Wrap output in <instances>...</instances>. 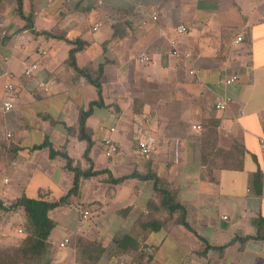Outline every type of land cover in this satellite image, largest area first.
Returning <instances> with one entry per match:
<instances>
[{
  "label": "crops",
  "instance_id": "crops-1",
  "mask_svg": "<svg viewBox=\"0 0 264 264\" xmlns=\"http://www.w3.org/2000/svg\"><path fill=\"white\" fill-rule=\"evenodd\" d=\"M22 1L26 18L17 0H0V201L9 204L22 196L54 201L68 193L74 173L64 157H52L51 147L65 149L83 169L90 166L84 155L87 141L70 133L78 127L81 109L97 98L94 85L68 64L73 45L66 40L80 38L86 46L76 53L79 66L103 72L106 106L95 107L87 121L94 170H109L114 178L154 171L167 189L177 191L176 201L205 240L176 216L157 230L144 226L156 217L150 215L153 180L128 177L113 183L102 173L83 179L69 204L50 211L60 228V237L55 230L51 237L59 248L51 264H264L261 240L236 242L223 255L213 248L204 252L207 243L223 245L235 236L255 234L253 220L264 216V0ZM212 2L229 5L220 16L212 10L222 6ZM113 16L125 20L123 38L115 36ZM180 25L188 32L179 33ZM173 40L191 56L166 55ZM143 53L150 55L149 62L139 60ZM33 63L47 89L25 75ZM233 73L238 82H221ZM9 81L15 84L11 93L6 91ZM227 98L226 108L216 109V102ZM6 99L14 102L9 112L3 110ZM207 124L217 129L219 148L240 144L241 169L203 162L200 136ZM147 136L155 141L151 155L144 157L137 143ZM108 137L119 146L111 157L105 153ZM259 170L261 194L255 185ZM83 207L90 211L87 217ZM16 221L15 214L11 220L0 218V245L13 243L22 230L15 228ZM126 237L132 244L120 253L117 247ZM81 239L102 246L96 259L78 252ZM137 240L151 246L152 256L139 252L134 257L130 250Z\"/></svg>",
  "mask_w": 264,
  "mask_h": 264
},
{
  "label": "trees",
  "instance_id": "trees-1",
  "mask_svg": "<svg viewBox=\"0 0 264 264\" xmlns=\"http://www.w3.org/2000/svg\"><path fill=\"white\" fill-rule=\"evenodd\" d=\"M17 2V10L19 14L26 18L23 12V1L17 0ZM110 20L113 23L116 38H123L127 35L128 30L125 32H122L121 30V26L124 24L125 20L121 21L122 19L120 17L115 18L114 16ZM66 41L73 45L70 50L68 64L77 72L79 76H84L89 84L94 85L97 91V98L91 101L87 108L81 109L77 129H70V133L76 132L81 140L87 141L88 145L84 155L90 166L87 169H83L80 165L74 164V160L69 156L65 149L62 151H56L51 147L52 157L57 155L64 157L67 161V169L74 173L72 188L68 191V193L54 201L44 200L42 197L30 198L27 196L17 198L9 204H4L3 201H0V214L3 215H1L0 218H8V220H11V217L14 214L18 220L22 217L15 228L19 227L23 231V234L19 238L20 240L17 242L9 243V246L7 244L0 245V264H51L56 257L59 248L51 241L53 231L57 227L58 223L50 216V211L56 207L69 204L70 198L73 195L79 194L83 179H88L102 173H108L109 180L113 183L123 182L128 177H141L143 179L153 180V188L156 193V198L151 200V207L154 211H152L150 215L156 217H150L144 226H148L152 230H157L166 225L169 221L173 220L176 216V221L179 224L195 233L200 240L205 242V240L198 235L188 222L185 206L176 201L177 191L175 189H167L162 179H160L154 171L149 175L132 173L130 176L114 178L109 170H94V161L90 157V151L94 145V139L87 121L94 114L95 107L106 106L102 93L103 85L101 78L103 72L100 70L92 73L88 67L79 66L76 53L84 49L86 46L85 41L80 38H76L75 40L67 39ZM215 121H213V124H217V121ZM200 139L202 140L203 162L208 164L210 167L221 169H241L243 167L244 150L238 142H235L228 150L219 148L218 131L217 129L209 128V124H207V127H203ZM45 145L50 146L48 140ZM262 181V172L259 170L255 176V185L259 194L262 193ZM20 209L23 210V213L20 212ZM86 209V207H83L81 211L84 212ZM253 221L256 226L255 234L235 236L230 242L223 245L210 246L207 243L206 250L204 252L213 248L220 255H223L225 249L236 242L246 244L251 240L264 241V216L259 215ZM5 223H7V220ZM82 240L83 239L78 241V252H80L81 255H84V257L89 256L91 261L92 259H96L99 256L98 254H100L103 250L102 246L100 244L98 245V242H90L86 240H84V242ZM133 243L134 245L132 246L130 252H133L134 257H136V253L139 252H144V255L147 254L152 256L154 250L151 249L150 245L138 240ZM131 244L132 242L130 243L129 237H126L118 245V252L126 253L127 249H129V245ZM99 250L100 253H97Z\"/></svg>",
  "mask_w": 264,
  "mask_h": 264
},
{
  "label": "built area",
  "instance_id": "built-area-1",
  "mask_svg": "<svg viewBox=\"0 0 264 264\" xmlns=\"http://www.w3.org/2000/svg\"><path fill=\"white\" fill-rule=\"evenodd\" d=\"M99 3L102 2V0H98ZM158 17V13L157 12H154V15H153V19H157ZM101 26V23H98L96 24V26L94 27V29L96 30L98 27ZM178 32L181 33V34H185L188 32V27L185 26V25H180L178 26L177 28ZM243 41V37L239 36L237 38V42L240 43ZM44 54L47 53V51H44L43 52ZM166 55L168 56H173V57H178V58H182V57H190L191 56V53L188 52L186 54H183L176 46V42L173 40L172 41V46L170 49H168L166 51ZM139 60L142 61V62H149L151 60V57L150 55L146 54V53H143L139 56ZM38 68V63H33L31 65H29L26 69H25V75L28 76V77H36V73H35V70ZM190 73L192 75H196L198 74L196 72V70H190ZM10 78L11 80L14 78V74L11 73L10 75ZM37 84L39 87H42L44 89H47L46 88V82L44 79H41V78H37ZM239 81V75L233 73V74H227L224 76V78L221 79V82L224 83L225 85H233L235 84L236 82ZM15 89V84L11 81H9L7 84H6V91L8 93H11L13 92ZM230 100V98H227V99H222V100H219L216 102V109L218 110H223L226 108V105H227V102ZM14 108V102L11 100V99H6L3 103V110L5 112H9L11 111L12 109ZM193 128H196V129H201V126L200 125H194ZM154 138L151 137V136H147V137H144V138H140L138 140V143H137V147H138V152L144 156V157H149L153 151V147H154ZM104 145H105V153L108 157H111L113 156L114 154L118 153L119 152V146L118 144L110 137L108 138H105L104 140ZM90 214V211L88 209L84 210L83 212V215L84 217H87L88 215ZM20 232H22V230H20ZM68 242V239H66L64 242L61 243V246H65V244ZM121 264H125L124 262H122Z\"/></svg>",
  "mask_w": 264,
  "mask_h": 264
},
{
  "label": "rangeland",
  "instance_id": "rangeland-1",
  "mask_svg": "<svg viewBox=\"0 0 264 264\" xmlns=\"http://www.w3.org/2000/svg\"><path fill=\"white\" fill-rule=\"evenodd\" d=\"M212 5L213 6H215V5H217L218 7H221V8H219V9H217V10H215L214 8V10H212V12H214V13H217L218 15H220V16H222L223 14H224V12L226 11V10H224V6H226V5H229V4H227V3H219V2H217V3H214V2H212ZM229 9V8H228ZM227 11H229V10H227ZM159 24L161 25V27H164L165 26V20H161L160 22H159ZM96 35H100V36H103V34L101 33V32H99V33H95ZM94 34V35H95ZM91 88H93V90H94V87L93 86H91ZM103 147H104V145H103ZM140 157V156H139ZM64 221H66V219L64 220ZM20 222V220H18V221H16V223L14 224L15 225V227L18 225V223ZM17 229V228H16ZM54 233L56 234V236H57V238L58 237H60V228H56L55 229V231H54ZM16 234L17 235H14V239L12 240V242H17L18 240H20L19 238L20 237H17L18 235L20 236V235H22L23 234V232H16ZM77 244V243H76ZM8 245V244H7ZM9 246V245H8ZM5 248H10V247H5ZM78 250V249H77Z\"/></svg>",
  "mask_w": 264,
  "mask_h": 264
}]
</instances>
